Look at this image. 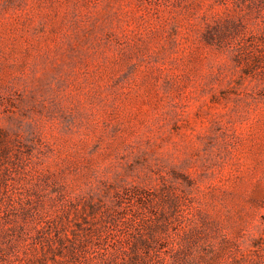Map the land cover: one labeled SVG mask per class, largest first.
I'll return each mask as SVG.
<instances>
[{
	"label": "rangeland",
	"instance_id": "rangeland-1",
	"mask_svg": "<svg viewBox=\"0 0 264 264\" xmlns=\"http://www.w3.org/2000/svg\"><path fill=\"white\" fill-rule=\"evenodd\" d=\"M230 1L0 0L12 264H99L109 233L264 264V7Z\"/></svg>",
	"mask_w": 264,
	"mask_h": 264
},
{
	"label": "trees",
	"instance_id": "trees-1",
	"mask_svg": "<svg viewBox=\"0 0 264 264\" xmlns=\"http://www.w3.org/2000/svg\"><path fill=\"white\" fill-rule=\"evenodd\" d=\"M232 2H236L237 0H231ZM230 1V2H231ZM251 2H254L255 4H261L262 7H264V1L263 0H250ZM263 3V4H262ZM212 38V37H211ZM208 37V42L213 43L212 39ZM24 210H26L25 207H23ZM21 215H15V217H9V213H7L5 210H0V229L2 227V231H10L14 230L15 228H19L21 233H18L22 239L29 238L30 235L27 231V223L25 221V217L22 216L23 220L21 221L19 218ZM105 240L107 241L106 244L109 245L110 249H106L104 247V250H99L98 253L101 254V261L99 264H168L165 262H161L162 260V254L161 250L156 248L150 243H147V241H143L142 243L145 245V250L141 254L137 251V243H130L129 240H120L115 238L114 235L111 233L107 234L105 237ZM61 245H64L63 242H60ZM127 246V247H126ZM131 249L132 253H129L128 250ZM11 249H8V247H0V264H12L11 256H9ZM97 253V254H98ZM68 254L71 255L70 260L73 264H85V262H79L80 253H78L77 248L75 246L68 248ZM127 256V257H126ZM88 259V258H85ZM176 260L174 262L181 261L179 258H175ZM55 264H61L65 263L63 260H59L54 257Z\"/></svg>",
	"mask_w": 264,
	"mask_h": 264
}]
</instances>
